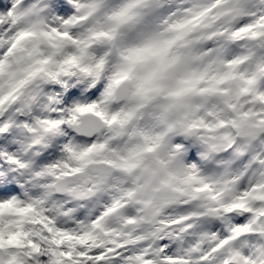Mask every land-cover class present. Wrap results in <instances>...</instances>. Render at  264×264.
I'll return each instance as SVG.
<instances>
[{"label": "snow or ice", "instance_id": "6c2138e0", "mask_svg": "<svg viewBox=\"0 0 264 264\" xmlns=\"http://www.w3.org/2000/svg\"><path fill=\"white\" fill-rule=\"evenodd\" d=\"M0 264H264V0H0Z\"/></svg>", "mask_w": 264, "mask_h": 264}]
</instances>
